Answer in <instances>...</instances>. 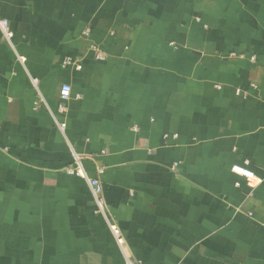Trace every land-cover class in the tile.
I'll return each instance as SVG.
<instances>
[{"label": "crops", "instance_id": "1", "mask_svg": "<svg viewBox=\"0 0 264 264\" xmlns=\"http://www.w3.org/2000/svg\"><path fill=\"white\" fill-rule=\"evenodd\" d=\"M0 20V264H264V0H0Z\"/></svg>", "mask_w": 264, "mask_h": 264}, {"label": "built area", "instance_id": "2", "mask_svg": "<svg viewBox=\"0 0 264 264\" xmlns=\"http://www.w3.org/2000/svg\"><path fill=\"white\" fill-rule=\"evenodd\" d=\"M0 28L3 33V37L7 42H11L14 38V33L10 28L9 22L7 20H0ZM93 51L95 52V55L98 59H105V56L103 53L98 51V49L93 46L92 47ZM72 59H67L64 61L63 65L68 67L73 65ZM35 83H37L35 81ZM72 97V87L69 84H64L61 86L59 90V99H60V106L59 109L61 111L65 110V103L69 101ZM63 127L65 125H62ZM233 172L237 173L238 175H241L242 177H245L247 180L251 181L255 178V175L252 171H250L247 167L245 166H235L233 167ZM72 174H77L81 177L87 178L84 171L81 169V167L76 168L74 171H71ZM89 184L91 186V189L93 191L94 197H95V203H96V213L103 216V217H108V206L105 203L104 200V189L102 184L100 183L99 180L97 179H91L89 180ZM113 232L117 236V238H120L121 236V231L120 229L114 225L112 227ZM128 264H134L133 261L128 260Z\"/></svg>", "mask_w": 264, "mask_h": 264}]
</instances>
